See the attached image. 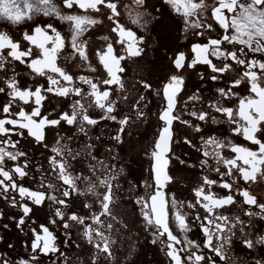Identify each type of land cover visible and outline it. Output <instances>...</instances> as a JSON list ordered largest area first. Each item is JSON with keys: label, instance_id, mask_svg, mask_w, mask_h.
<instances>
[{"label": "flooded vegetation", "instance_id": "obj_1", "mask_svg": "<svg viewBox=\"0 0 264 264\" xmlns=\"http://www.w3.org/2000/svg\"><path fill=\"white\" fill-rule=\"evenodd\" d=\"M62 14L65 15H91L100 23L89 27L81 37L86 42V51L89 61H82L78 55H73L70 44H67L57 60L58 66L62 67L74 78V87L84 90L85 95L90 91L86 84L79 81V77L91 78L102 90L110 92L109 99L113 101L114 111L111 115L116 120L104 119L106 113L95 107L93 104L88 107L91 98L81 100L87 108L85 114L95 119L97 124H81L79 118L77 123L68 125L62 122L56 128L46 129V143H36L33 138L11 136V140H19L17 148L7 147L8 151L17 150L25 152L16 161L8 160L5 170L10 171L16 166L24 168L27 176L23 179L14 176L18 186L27 188L30 191L44 193L45 201L37 206L30 198H21L18 191L9 189L4 194L0 193V264H173L166 254V238H158L156 229L146 224L143 219L141 206L137 203L140 198L147 197L153 191L155 185L152 166L154 160L152 152L159 134L164 127L159 115L166 106L162 89L169 82L170 77L179 76L184 80L182 90L177 99V106L174 115H178L180 120L174 121L172 125V140L167 153L168 166L167 173L171 182L167 183L164 191L169 200V211L171 213V200L174 198L178 202L180 211L186 216V223L190 231L186 233L187 239L200 245L199 249L190 248L186 252H181L182 257H187L189 252L195 251L206 258L211 257L216 264H264V244H254L248 248L244 241L250 239L256 241L264 237V213L260 208L249 206L243 202L240 191L247 190L253 195L258 204H264V178H257L255 183H245L238 176L236 184L231 191L223 189L218 185L224 181L231 182V177L221 176L215 169L220 168L221 172L226 169L222 164H217L213 155L205 156L203 153L213 152V149L205 144L209 138L215 137L227 142L231 140L234 144L250 147L255 150L256 146L249 144L242 136L232 133V125L227 123L226 118L216 112L212 105L218 104L223 107L236 108L240 96L251 95L247 89V83H242L240 87L232 89L238 95L231 99L222 98L217 89L228 90L234 79L239 78L238 73L242 69L234 65V71H227L223 74L213 73L208 65L196 64L194 67H185L177 70L173 64L174 58L179 53H185L189 62L193 56L191 48L193 44H206L208 39L216 38L222 32L215 21L205 19L210 17L211 12L205 13L202 20L212 23L214 29L198 36L194 33L203 31L202 29H189L185 31L184 18L179 15L166 0H144L143 6L138 7L134 0H114L118 4V22L126 29L131 30L137 37L142 39L138 47L143 51L140 56L126 58L121 61L124 68L122 73H118L123 84L112 85L110 88L102 83L107 78V74L99 63L98 52L106 50L109 43L113 44L114 53L127 57L124 46L119 41L117 33L112 31L115 26L108 19L110 12L103 8L99 13H85L78 7L72 9L64 8L63 0H53ZM215 0H206L210 6ZM53 25L57 31L70 41L71 33L69 24L61 21L55 16L45 17L42 14L34 16L32 20H26L19 25H13L6 20H0V32L7 33L14 41L21 45V50H27L31 45L24 40V34H31L34 27H46ZM105 37L108 39L106 40ZM231 49L232 45H226ZM237 48L239 46H236ZM64 57H70L65 60ZM25 64L12 61L7 65L6 71H0V87H5V81L15 76L18 85L22 89L34 90L36 87L46 89L48 87L47 77H40L31 72ZM249 59L264 61V56L249 53ZM210 59L217 66L230 61L218 60L215 57ZM89 64L97 69L96 72L89 71ZM49 75H52L49 73ZM217 75V80L211 77ZM59 78V77H55ZM63 84L64 82L61 81ZM149 85L145 88L144 85ZM159 93V95H158ZM46 99L43 101L41 112L50 119H59L63 113L73 111V102L80 97L69 95L59 97L51 93L44 92ZM197 97L198 99H190ZM9 96L0 93V107L6 104ZM19 106H23L26 111H31L35 105H20L17 101L13 105V110L18 111ZM206 112L208 117L201 121L194 116ZM216 118L213 123L212 118ZM3 118V117H0ZM127 119V123L120 131L119 120ZM187 121L188 123H181ZM10 127V126H9ZM83 127L85 132H81ZM199 128L200 131L196 129ZM119 135L120 140L115 137ZM264 139V137H262ZM60 141V144H57ZM190 141V143H186ZM91 145V147H88ZM63 148V158L57 156L52 151L53 148ZM71 151L72 155H69ZM221 155L231 158L234 154L228 149L220 150ZM79 153V155H76ZM75 156V159H73ZM65 162L68 171L73 176H80L77 186L80 193H72L68 198L69 206L63 207L51 200L48 196L55 195L58 199H65L62 192L65 188L58 178L57 172L53 171L50 160ZM202 161L206 163H202ZM115 176L111 180L113 185V202L110 204V215L100 217L101 224L95 225L92 222L94 215H99L102 211L100 199L95 193H103L104 188L99 184L100 179ZM87 177V179H84ZM217 181L216 185L209 186L203 183L204 178ZM2 179V178H0ZM49 185L55 186L54 188ZM94 186V192H89L88 188ZM204 188L205 193L211 192L218 197L233 195L237 203L229 205L218 211L231 218V223L235 224L232 233H225L231 237V243L225 245L224 251L226 260H220L214 253L203 248L205 236L201 230V220L206 216L203 208L196 204L197 197L195 190ZM15 201V203H13ZM194 207L189 208V204ZM28 206L31 211L25 216L22 206ZM90 205V207H85ZM60 208L65 213V220L55 216V210ZM257 213L249 216L246 213ZM76 213L86 218V225L97 229L102 233L97 236L92 233V242L84 235L85 225L67 220V216ZM244 223L236 224V218ZM23 219L24 224L19 221ZM55 220L56 223H52ZM171 229L181 240H185V234L180 232L174 220H171ZM67 222L71 227L65 229L63 224ZM42 226L48 229L56 237L58 251L45 255L39 250L32 251V243L35 234L43 235ZM243 228V232H241ZM109 243L111 255L99 250L97 245L103 247L104 240ZM156 240L155 243L153 241ZM161 241H165L162 243ZM216 244L221 241H214ZM177 248L185 247V244L176 245ZM33 257H35L33 259ZM184 264H188L185 260ZM210 264V261L202 262Z\"/></svg>", "mask_w": 264, "mask_h": 264}, {"label": "snow or ice", "instance_id": "obj_2", "mask_svg": "<svg viewBox=\"0 0 264 264\" xmlns=\"http://www.w3.org/2000/svg\"><path fill=\"white\" fill-rule=\"evenodd\" d=\"M166 2L173 7V9L184 18L185 31L189 29H202L194 33L198 36H204L210 33L214 26L212 23H206L201 17L209 11L210 19L215 21V24L222 30L216 38H209L206 44L196 43L192 45L191 52L193 56L189 62L185 53H179L173 60L175 68L179 71L185 67L191 68L196 64L208 65L213 73L223 74L227 71H234V65L242 69V73H238L237 79H234L231 88L225 90L223 88L217 89L222 98L231 99L238 94L232 89L238 88L242 83H247V91L251 95L240 96L236 108L223 107L218 104L212 105L213 109L223 115L227 123L232 125V133L236 136H242L243 139L249 144L256 146L255 150L250 147L234 144L231 140L227 142L219 140L215 137L209 138L205 144L213 149L212 153L205 151V156L213 155L217 164H222L226 169L221 172L220 168L215 170L220 175L231 177V182L224 181L218 186L232 190L233 185L236 184V177L238 176L245 183L257 181V178H264V61L258 59H249V53L260 54L264 56V0H215L213 5L206 3V0H166ZM134 3L140 7L143 6L144 0H134ZM64 8L72 9L78 7L85 13L97 12L99 13L103 8L109 10L110 15L108 19L115 25L112 31L119 36V43L124 46L126 56L114 53L113 44L109 43L106 50L98 52L97 56L100 65L103 67L107 74V78L102 80V83L109 88L112 85H119L123 88L121 78L118 73H122L124 68L121 66V61L130 57L140 56L143 49L138 47L142 39L137 37L131 30L122 26L117 17L120 13L118 4L114 0H63ZM43 15L45 17L55 16L61 21L69 24V31L71 33L70 41H66L65 37L61 35L56 28L47 24L46 27L36 26L31 34L25 33L24 40H26L31 47L27 50H21V45L14 41L7 33L0 32V71H6L7 65L12 61H18L20 64H25L26 60L31 57L26 66L37 76L47 77L48 87H36L34 90L22 89L19 87L15 76L5 81V87H0V93H5L9 96L6 104L0 107V193L6 194L9 189L18 191L21 198H30L32 203L39 206L41 205L46 196L44 193L30 191L25 187L18 186L15 183L14 176L23 179L27 176V171L24 168L16 166L10 171L5 170V165L8 160L16 161L19 157L25 156L26 153L17 150L11 152L7 150L9 146L17 148L20 141L11 140V136L24 137L26 131L27 137H31L38 144L46 143V129L56 128L62 122L68 125L77 123L78 118L81 124L95 125L97 121L90 118L85 114L87 108L81 103V100L91 98L88 107L93 104L95 107L101 109L106 113L104 119L116 120V117L111 115L113 113V101L109 99L110 92L102 90L94 83L91 78L81 76L79 81L82 84L89 86L90 91L85 95L84 90L79 87H74V78L68 74L62 67L58 66L57 60L60 58L61 52L65 49L67 44H70L73 55H78L82 61L88 62L89 56L86 51V42L81 39L89 27L100 23L99 20L94 19L91 15H65L58 9L53 0H0V20H6L13 25H19L26 20H32L34 16ZM107 40L108 38L105 37ZM226 45H232L231 49H227ZM236 46H239L238 48ZM210 57H215L218 60L230 61L231 63H223L222 66H217ZM65 60L70 57H64ZM89 71L96 72L97 69L89 64ZM51 73L52 75H49ZM59 77V78H55ZM219 77L213 75L212 80H217ZM61 81L64 83L62 84ZM184 80L179 76H172L169 82L166 83L162 89L163 98L166 101V106L159 115V119L163 122L162 128L158 139L155 142L152 158L154 160L152 172L154 174L155 185L153 191L147 197L140 198L137 203L141 206V212L146 224L156 229L158 238H166V254L173 262V264H184L186 260L188 264H202V262L210 261V264H216L215 260L211 257H205L197 252H189L187 257H182L181 252H186L190 248L199 249L200 245L195 244L193 241L188 240L186 233L190 231L188 223H186V216L180 211L178 202L173 198L170 202L171 213L169 211V200L166 198L164 188L167 183L171 182L166 169L168 166L167 153L169 145L172 140V125L174 121L180 120L178 115H174L177 106V99L182 90ZM145 88L149 85L145 84ZM44 92L51 93L59 97H68L75 95L80 97L79 100L73 102V111L71 113H63L59 119H50L41 112L43 101L46 99ZM159 95V93H158ZM190 99H198L192 97ZM17 101L20 105H35L31 107V111H26L23 106H19L18 111L13 110V105ZM194 116L201 121L208 117V113L202 112L200 114L193 113ZM213 123H216V118H212ZM187 124V121H180ZM121 125L120 131H123V126L127 123V119L119 120ZM10 126V127H9ZM200 131L199 128L196 129ZM81 132H85L83 127L80 128ZM86 134V132H85ZM26 138V137H24ZM117 141L120 136L115 137ZM190 143V141H186ZM60 144V141H57ZM88 147H91L89 145ZM223 149H228L234 155L227 158L221 155ZM57 156L63 158V148L56 147L52 149ZM69 155H72L69 151ZM76 155H79L77 153ZM75 159V156H73ZM54 166L53 171L57 172L58 178L65 186L62 196L65 199H58L55 195L48 196L47 199L53 203L63 207L69 206L68 198L72 193H80L77 181L81 179L80 176H73L68 171L66 161H57L55 158L50 160ZM202 163H206L202 161ZM84 179H87L85 177ZM116 179L115 176L110 178L100 179L99 184L105 189L103 193H95L100 199L101 209L99 215L92 217V222L95 225L101 224L100 217L103 215H110V204L113 202L114 192L111 180ZM203 183L209 188L216 185L217 181L204 178ZM54 188L55 186L49 185ZM89 192H94V186L88 188ZM243 197V202L249 206H256L260 208L261 213H264V204H258L257 199L247 190L239 192ZM197 197L196 204L203 208L206 216L201 218L197 216V220H201V230L205 236L203 248L208 249L219 257L220 260H226L225 245L231 243V237L225 233H232L235 224L231 223V218L223 215L218 210L224 209L229 205L237 203L233 195H226L218 197L211 192L205 193L204 188L195 190ZM15 203V201H13ZM90 207V205H85ZM189 208L194 207L193 204L188 205ZM23 213L27 216L31 209L24 205L22 206ZM249 216H255L257 213L248 212ZM55 216L59 217L62 221L65 220V213L57 208ZM171 220H174L180 232L185 234V240L181 241L171 229ZM264 219V216H261ZM67 220L74 221L78 224L85 225L84 235L92 242V233L95 232L97 236L102 237V233L97 229L90 228L86 225V218L72 213L67 216ZM19 223L24 224L21 219ZM52 223H56L52 220ZM243 221L238 217L236 224L243 225ZM65 229L71 227L67 222L63 224ZM241 228V232H243ZM41 231L43 235L35 234V239L32 243V251L43 252L45 255L48 253H55L58 251L56 246V237L48 229L42 226ZM214 241H221L216 244ZM156 240L153 241L155 243ZM164 243L165 241H161ZM184 243L185 247L177 248L176 245ZM244 244L248 248L254 247V244H264V237L258 238L256 241L246 239ZM100 251L111 255L109 250V243L105 239L103 247L97 245ZM35 257H33L34 259ZM21 264H24L22 261Z\"/></svg>", "mask_w": 264, "mask_h": 264}]
</instances>
